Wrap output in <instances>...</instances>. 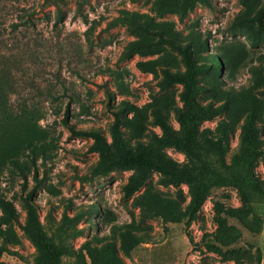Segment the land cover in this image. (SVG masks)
Segmentation results:
<instances>
[{"label":"rangeland","instance_id":"rangeland-1","mask_svg":"<svg viewBox=\"0 0 264 264\" xmlns=\"http://www.w3.org/2000/svg\"><path fill=\"white\" fill-rule=\"evenodd\" d=\"M51 1L0 0V71L10 75L8 84L0 80V264L46 259L20 227L28 194L43 237L69 250L58 264H264V0ZM132 13L150 25L108 26ZM157 33L188 45L203 87L199 101L221 107L181 147L158 143V121L177 129L182 105V85L162 69L184 71L185 63ZM22 105L35 112L19 115ZM112 111L120 113L128 149L171 157L194 184L150 170L125 196L137 171L93 176L92 140L72 129L109 137ZM247 118L258 136L252 160L241 149ZM145 188L183 209L196 196L202 204L188 227L160 216L141 223L132 198ZM79 211L74 236L68 219ZM126 231L146 242L133 243Z\"/></svg>","mask_w":264,"mask_h":264},{"label":"trees","instance_id":"trees-1","mask_svg":"<svg viewBox=\"0 0 264 264\" xmlns=\"http://www.w3.org/2000/svg\"><path fill=\"white\" fill-rule=\"evenodd\" d=\"M51 3L55 4L56 0H52ZM139 16L136 13L126 15L123 17H117L109 21L108 26H115L119 23L135 24L141 28H147L150 25L148 20H145V26L142 27L138 21ZM257 20V19H256ZM158 41L168 44L171 48L176 50L182 57L185 63L184 71L170 72L168 69H162L163 74L171 81L179 82L182 85V91L180 93L181 107L176 109L178 128L174 129L171 125L165 121H158V125L161 129V135L158 138V143L162 146H175L181 147L183 137H194L198 132L199 126L203 121L211 120L221 110L220 106L214 105L212 102L202 104L198 99V94L203 87L199 84L197 79V72L199 67L195 64L188 51V45H181L167 37H164L161 33H157ZM9 72L0 71V80L6 84L9 83ZM33 110H28L26 105L21 106V112L19 115L24 116L29 113H34ZM113 121L109 128V137L105 136L100 130H78L72 131L75 134L88 136L92 142L89 146L90 152H95L98 155L97 161L91 166V174L93 176L104 175L110 171L116 169H132L137 171L138 177L131 178L125 186V196H130L136 190L139 185L140 178L150 170H156L162 175L168 177L173 184L186 182L194 184L196 181L192 172L185 166L172 159L171 157L162 154L156 155L150 152L146 148L139 147L137 149H128L123 142V131L121 129L122 120L119 111H112ZM67 111H65V117L63 122L66 121ZM210 148L214 150H221L222 146L220 141L208 142ZM258 136L255 132L254 123L251 118H247L242 126L241 134V149L244 156L249 159H254L257 154ZM32 150V149H30ZM19 168V167H18ZM24 174V173H22ZM24 176V175H23ZM197 192L201 189L199 185H195ZM241 199L246 200V193L243 189L238 187ZM32 192V191H30ZM31 194V193H30ZM160 200L164 204L163 208H157L155 201ZM202 204L200 197L196 196L189 208H182L180 203L176 199L160 196L158 193L151 191L148 188L142 190V192L136 194L132 198V205L138 209L139 222L143 223L148 219L160 216L165 221H183L184 225L188 227L195 219V212ZM23 206L26 212V221L20 225L23 233L29 238V240L35 245L40 253L46 256V259L42 264H58V260L61 255L69 252L64 246L53 243L46 240L40 232L39 219L36 214V210L30 201V195H26L23 199ZM172 210V216H168L167 213ZM217 210L220 209L217 207ZM65 216V215H64ZM84 213L82 211L77 212L71 219H68L70 227L72 228L74 236L79 233L74 229L77 221L82 219ZM72 226V227H71ZM64 229H68L65 227ZM126 237L133 243L143 241V236L133 234L131 231H126ZM145 236V235H144ZM143 242H146L145 240ZM202 242L208 249L212 248V242L209 238V234L204 232L202 234ZM6 248L0 245V256ZM122 264V263H121Z\"/></svg>","mask_w":264,"mask_h":264}]
</instances>
